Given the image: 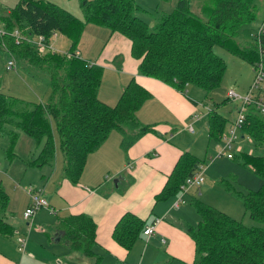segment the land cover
Returning <instances> with one entry per match:
<instances>
[{
    "label": "trees",
    "instance_id": "trees-1",
    "mask_svg": "<svg viewBox=\"0 0 264 264\" xmlns=\"http://www.w3.org/2000/svg\"><path fill=\"white\" fill-rule=\"evenodd\" d=\"M79 1L82 16L52 0H18L11 7L0 3V50L11 55L16 64L32 68L50 88L46 102L0 92V135L6 137L4 152L8 162L14 158L15 146L23 132L38 149L35 156L25 160L26 165H50L55 159L56 132L64 158V176L77 183L86 157L111 131H119L121 144L127 147L150 129L136 117L150 92L135 77L123 87L114 105L98 98L104 68L83 59L77 51L86 24L104 26L112 33L121 34L130 43L131 56L139 61L140 75L159 79L179 91L189 84L205 90L220 85L226 63L215 53L216 45L254 67L260 56L264 64V33L257 36L258 26L241 29L256 19L255 0H202L200 14L192 12L190 0H177L170 12L158 11L152 22L139 15L146 10L136 0ZM14 30L19 31L18 41L12 35ZM53 31L70 41L67 52L41 53L27 40L38 35L49 38ZM261 93L264 94V80ZM207 120L209 138L221 140L229 119L216 108H210ZM240 130L242 136L252 139L255 152L240 150L232 159L246 166L262 183L256 190L240 191L227 185L224 189L242 201L251 218L264 223V116L253 105L248 106ZM202 162L191 153H182L166 184L177 192ZM8 202L9 195L0 185L2 236L14 232L6 220ZM194 204L199 220L195 226L188 227L195 244L194 264H264V224L247 226L212 206L199 201ZM143 226L141 218L126 212L115 224L112 236L129 249ZM59 227L64 230L70 249L89 252L95 238L91 217L69 215L60 221Z\"/></svg>",
    "mask_w": 264,
    "mask_h": 264
},
{
    "label": "crops",
    "instance_id": "crops-1",
    "mask_svg": "<svg viewBox=\"0 0 264 264\" xmlns=\"http://www.w3.org/2000/svg\"><path fill=\"white\" fill-rule=\"evenodd\" d=\"M52 1L60 3V0ZM70 1L73 0H64L68 5ZM76 3L80 11V1ZM90 28L95 31L93 27ZM83 33L78 44L80 49L77 47L79 56L104 68L98 98L114 105L123 87L131 77H135L150 92V97L136 113L138 121L150 129L127 147L121 144L122 134L116 130L111 131L104 142L86 157L77 183H71L65 178L63 153L60 157L56 149L54 162L37 168L34 177L30 178L35 182L30 187L40 188L54 211L41 208L30 222L22 216L30 199L28 188L21 191L10 184L4 188L0 182L9 195L6 220L14 228L12 235H0V264H194L195 244L188 227L195 226L199 216L190 202L199 193L202 198L215 191L214 187L209 181L205 184V177L202 186L190 190L185 201L175 208L176 189L166 182L182 153L188 152L197 158L208 154V131H204L206 126L198 125L200 115L192 113L196 100L168 83L140 75L139 61L131 56L130 43L121 34L109 31L104 44L91 53L90 49L81 44ZM8 59L6 56V63ZM3 68L6 71L12 70L6 68L4 60L0 63V70ZM14 70L17 72V66ZM12 78L14 84L23 81L17 75ZM104 78L109 82L105 87ZM13 90L4 92L0 88V92L6 95L28 101H34L33 98L37 99L38 96L36 91H24L26 94L19 96ZM193 93L196 95L198 91L193 89ZM195 123L197 130L194 128ZM190 124L192 131L187 127ZM201 132L205 135H201ZM17 146L14 158L7 161L9 174H12L9 177L11 182L17 180L19 173L20 176L25 175L27 168L34 167L27 166L25 162L32 152L25 159L19 158L23 152H17ZM215 166L213 163L207 167L205 173L211 177ZM216 192L226 200L231 198L230 195L239 199L222 186ZM231 200L233 208L237 207V202ZM228 207L217 206L216 209L228 214ZM11 210L19 212V218L25 220V224L14 219L15 213ZM126 212L141 218L144 221L143 229L158 220L154 232L146 236L142 229L129 249L121 246L112 236L115 224ZM75 214H85L95 223V238L89 246V252L70 249L64 230L59 227L63 218ZM22 234H27V243L24 251L19 253L17 237Z\"/></svg>",
    "mask_w": 264,
    "mask_h": 264
},
{
    "label": "rangeland",
    "instance_id": "rangeland-1",
    "mask_svg": "<svg viewBox=\"0 0 264 264\" xmlns=\"http://www.w3.org/2000/svg\"><path fill=\"white\" fill-rule=\"evenodd\" d=\"M17 1L18 0H3V2L2 1L1 2L3 6L6 7L7 5L13 6ZM76 1L77 0L70 1V4L68 5V3L66 4L64 0H60L59 5L73 12L76 15L82 16V11L81 10L79 11ZM255 1L257 5L256 19L251 23L244 24L241 29L257 27V26L259 27L262 20L264 19V0H255ZM136 2L140 3L142 7L146 9V12L140 11L139 15L148 22H152L155 20V17L159 15L158 11L170 12L174 8L177 0H172V1L171 0H136ZM201 3L202 0H190V8L192 12L196 14H200ZM90 27H93L95 31L91 30ZM109 31L110 30L104 26L88 24L87 28L83 33L81 44L84 47L90 49L92 53L95 49H99V47L104 44V42L109 36ZM69 44L70 41L65 36H62L59 33L58 36L53 41L54 48L56 49L57 52L60 53L67 52L69 48ZM79 49L80 47H78V50ZM214 51L217 55L223 58V60L226 63V70L220 85L214 88L213 90H205L201 87L189 84L186 85L184 90L182 91L183 93H185V95L192 96L196 100V102L194 103V111L192 113H198L200 115L199 119L201 120L198 122V125L200 127L206 126L204 129V131L206 132H207L206 114L208 110L210 108H216V110L224 117H227L230 122L232 119L235 118L237 111L241 105V101L239 99H234L229 97L228 91L234 90V92L237 95L244 96L248 92L249 88L252 86L256 76L255 67L253 65L242 60L241 58L232 54L231 52L227 51L225 48L216 45L214 46ZM6 56L9 58H13L11 55H8L6 52H4V50H0V63H2V60H4L6 64V60H5ZM91 58L93 59L94 56ZM16 66L18 69L17 72H15L14 69L6 71L5 68H3L2 70H0V88L4 90V92H11L12 88H14L13 92L19 96L25 95L26 94L25 92L36 91L38 93V96L37 99L33 98V100L38 102H40L39 100H41V102H46L49 98L50 88L47 85L45 79L43 77L35 75L33 73L32 68L26 67L20 64L19 62H17ZM14 75L23 78V81L18 82V84H14L12 78L14 77ZM25 78L29 81V83L26 82ZM108 84L109 82H106V78H104V87ZM193 89L197 90L198 94L195 95L193 93ZM224 99H228V100L225 103H223L222 101ZM196 126L197 125L195 123L194 124L195 130H197ZM240 131L241 130L237 131L238 138L233 144L232 151L234 153L240 150L255 152L252 139H250L249 137L242 136ZM20 135L21 136H19L20 138L17 143L18 146L16 148V151L17 152L22 151L23 154L25 151L27 152L25 155L18 154L20 155L19 158L25 159L27 157V154L31 151L32 155L29 157V159H31V157H33V155L37 153L38 149L34 146L33 139L30 136H28L26 133L23 132H21ZM201 135L204 136L205 134L201 132ZM55 139L57 140V144H56L57 153L61 157L62 151L59 147V138L56 132H55ZM208 139L210 141L208 154L204 156H200L199 158L203 160L202 165L204 166V178L206 177L207 179V180L205 179L206 180L205 184L207 185L209 181V184L213 185L215 191H211L207 193V195L205 196L203 195L202 196L203 199L200 196L201 193L197 194L196 196L197 198L195 197L196 199L191 200L190 202L191 205L195 206L194 202L199 201L201 203H204L208 206H212L215 208H217V206H220L222 208L225 206L226 207L230 206L226 210L227 212H229L227 215L231 216L232 218L242 220V222L247 226L263 225L264 223H260L249 216L248 212H246L242 204V201L240 199L237 198L235 199L233 196L230 195L231 198L229 200H226L223 197L220 198L218 192H216V189L221 188V186L224 188L226 185L238 190H246V189L256 190L260 187L262 183L261 179L257 175H255L251 170H249L246 166L241 165V163L237 162L235 159H228L226 156L217 157L220 140L216 141L211 138ZM5 145H6V137L0 135L1 185L5 188L8 186V184H10L11 187L13 188H18L21 191H25V189L29 188L30 186H33L32 184L35 183L32 180H30V178L34 177V171L37 168H41L42 166H34L27 168L25 175L20 176L21 173H19L18 175L16 174L17 180L15 181L12 180L11 182L9 177L12 174H9V170L7 168V160L4 152ZM213 163L216 166L214 172L211 174L210 177L207 175V173H205V170ZM36 182L37 184H41L39 181ZM231 199L237 202L238 205L237 207L233 208L234 203L232 202ZM28 202L29 205L31 203V200L29 199ZM13 212L15 213L14 219H17L19 223L25 224V220L27 219L24 218L25 220H21L19 218L20 217L19 212L16 211ZM21 251L22 250H19V253Z\"/></svg>",
    "mask_w": 264,
    "mask_h": 264
},
{
    "label": "built area",
    "instance_id": "built-area-1",
    "mask_svg": "<svg viewBox=\"0 0 264 264\" xmlns=\"http://www.w3.org/2000/svg\"><path fill=\"white\" fill-rule=\"evenodd\" d=\"M264 19L261 22L260 26L257 28V36L264 33L263 29ZM0 31L2 32L1 25ZM12 35L15 40L18 41L20 39L19 31L14 30ZM58 36L57 31H53L49 38H45L43 35H38L36 38L27 39L29 42L33 43L37 50L41 53L46 51L55 52L56 49L53 46L54 39ZM7 69H15L16 62L14 58H9L6 63ZM256 76L252 86L249 88L248 92L244 96L237 95L234 90H229L228 95L231 98L239 99L241 101V105L237 111V114L234 119L230 121L225 132L223 133L221 140L219 142V149L217 153V157L226 156L227 158H232L234 152L233 144L238 138L237 131L241 129L243 123L246 119V114L248 110V106L253 105L257 111L264 116V94L261 93L262 83L264 80V64L262 61V57L257 61L255 65ZM195 118H198V115H195ZM189 130H193L192 125H187ZM204 182V166L202 163L199 165V168L194 171L191 175L187 176L182 184L178 187L177 197L174 201L173 207L178 208L181 203L185 201V196L189 194L190 190L198 189L202 183ZM29 194L31 203L26 207L23 212V217L31 221L36 212L41 208H46L49 211L53 212V208L49 206L47 200L42 195V190L40 188L29 187L27 189ZM155 220L152 224L145 226L143 229V233L146 236H150L156 227ZM29 225V224H28ZM27 243V234H22L17 237L18 249H25Z\"/></svg>",
    "mask_w": 264,
    "mask_h": 264
}]
</instances>
